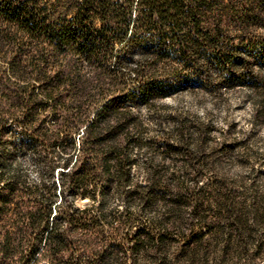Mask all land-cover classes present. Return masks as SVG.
Here are the masks:
<instances>
[{
	"label": "trees",
	"instance_id": "obj_1",
	"mask_svg": "<svg viewBox=\"0 0 264 264\" xmlns=\"http://www.w3.org/2000/svg\"><path fill=\"white\" fill-rule=\"evenodd\" d=\"M258 28L264 0H0V264H125L126 251L133 264H208L206 235L264 230V194L205 170L207 136L182 126L151 142L142 113L187 84L250 88L261 105ZM167 154L183 166L167 169ZM157 204L197 223L129 232Z\"/></svg>",
	"mask_w": 264,
	"mask_h": 264
},
{
	"label": "rangeland",
	"instance_id": "obj_2",
	"mask_svg": "<svg viewBox=\"0 0 264 264\" xmlns=\"http://www.w3.org/2000/svg\"><path fill=\"white\" fill-rule=\"evenodd\" d=\"M263 31L262 28L257 29L259 33ZM253 68L264 78V65L254 64ZM217 90L221 94L213 95L202 91L199 84L195 86L187 84L177 97L165 101L166 108L161 106L151 109L142 108V113L147 115L146 126L149 130L145 136L149 141L154 142L160 136H176L177 130L182 126L192 133L191 136H207L203 151L207 157L205 170L222 174L238 191L251 195L252 191L257 190L264 194V97L261 105L258 104L254 108L250 103L253 95L250 88L228 92L221 87ZM19 155L27 161L30 177L35 180L40 164L34 152L23 145ZM148 156H152L150 147L145 146L138 150V168L142 169L146 166ZM156 160L159 161V157H156ZM164 165L167 169H179L183 166V162L178 156L167 154ZM165 210L163 204H157L148 213L137 215L135 220L130 222L134 229L129 232H136L135 228L138 226H152L153 228L147 232L157 235L163 232L160 227L164 225L185 226L191 222L197 223L188 213L180 215L165 213ZM248 225L253 226L254 222L249 220ZM228 232H232V237L227 235ZM225 233L216 238L210 235L204 237V241L215 244L210 247L211 261L208 264H264V249L258 252V249L252 245L264 241V230L257 228L253 232L247 229L225 231ZM172 240L177 241L179 237L175 234ZM175 251L176 248H173L166 252L168 259L180 254ZM76 255L80 253L76 252ZM120 255L123 256L124 252ZM126 255L128 261L125 264H133L131 252L126 251ZM61 256L67 258L65 254ZM142 256L143 254L137 256L138 264H154L140 261ZM215 259L216 261H213ZM175 264L186 263L181 260Z\"/></svg>",
	"mask_w": 264,
	"mask_h": 264
}]
</instances>
